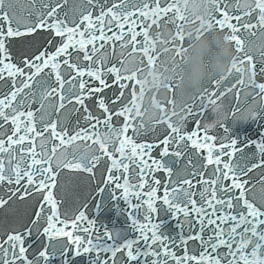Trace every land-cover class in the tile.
<instances>
[{
    "label": "snow or ice",
    "instance_id": "1",
    "mask_svg": "<svg viewBox=\"0 0 264 264\" xmlns=\"http://www.w3.org/2000/svg\"><path fill=\"white\" fill-rule=\"evenodd\" d=\"M0 264H264V0H0Z\"/></svg>",
    "mask_w": 264,
    "mask_h": 264
}]
</instances>
